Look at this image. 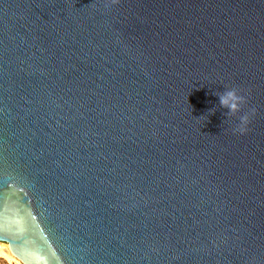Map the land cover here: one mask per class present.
<instances>
[{
    "label": "water",
    "instance_id": "water-1",
    "mask_svg": "<svg viewBox=\"0 0 264 264\" xmlns=\"http://www.w3.org/2000/svg\"><path fill=\"white\" fill-rule=\"evenodd\" d=\"M0 242L264 264V0H0Z\"/></svg>",
    "mask_w": 264,
    "mask_h": 264
},
{
    "label": "clouds",
    "instance_id": "clouds-1",
    "mask_svg": "<svg viewBox=\"0 0 264 264\" xmlns=\"http://www.w3.org/2000/svg\"><path fill=\"white\" fill-rule=\"evenodd\" d=\"M114 3H117L118 0H113ZM246 97L241 95L236 88H232L227 91L221 97V104L229 110V115L237 116L242 112V105L246 104ZM255 110H252L251 114H254ZM239 124L237 126V131L241 134H244L247 131L248 125L250 124V114L245 113L244 115L239 116Z\"/></svg>",
    "mask_w": 264,
    "mask_h": 264
},
{
    "label": "rangeland",
    "instance_id": "rangeland-1",
    "mask_svg": "<svg viewBox=\"0 0 264 264\" xmlns=\"http://www.w3.org/2000/svg\"><path fill=\"white\" fill-rule=\"evenodd\" d=\"M5 254H11L9 250H5ZM7 255L0 254V264H22L17 258L9 259Z\"/></svg>",
    "mask_w": 264,
    "mask_h": 264
},
{
    "label": "bare ground",
    "instance_id": "bare-ground-1",
    "mask_svg": "<svg viewBox=\"0 0 264 264\" xmlns=\"http://www.w3.org/2000/svg\"><path fill=\"white\" fill-rule=\"evenodd\" d=\"M6 249L10 251L9 246H8L7 244H4V243H1V242H0V254H1V255H7V254H5V250H6ZM10 253H11V251H10ZM7 257H8L9 259H14V256H13L12 253H11L10 255L8 254Z\"/></svg>",
    "mask_w": 264,
    "mask_h": 264
}]
</instances>
